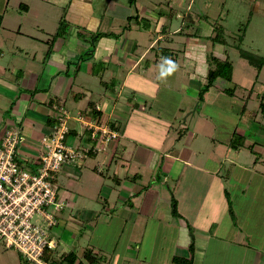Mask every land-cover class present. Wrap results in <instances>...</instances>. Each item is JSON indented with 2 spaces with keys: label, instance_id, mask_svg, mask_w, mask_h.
<instances>
[{
  "label": "crops",
  "instance_id": "obj_1",
  "mask_svg": "<svg viewBox=\"0 0 264 264\" xmlns=\"http://www.w3.org/2000/svg\"><path fill=\"white\" fill-rule=\"evenodd\" d=\"M82 1L85 0L66 2L63 15L69 33L53 38L60 23V18L55 24L46 18L54 13L53 0H0V143L6 128L18 127L21 155L28 160L37 158L42 138L54 125L57 104L69 111V145L99 144V125L119 133L105 149L89 150L86 156L65 163L56 173L54 183L64 203L55 231L57 248L62 246V250L55 253L56 248L49 261L74 251L77 262L89 264L83 257L86 248L77 253L69 244L77 246L75 238L100 229L117 238L109 256L90 247L98 258L95 264H173L174 256H192L193 264H264V172L243 162L245 158L235 163L222 181V159L230 152L232 136L219 145H209L207 141L201 148L197 145L200 131H189L187 118L178 123L187 129L184 138L176 135L177 127L176 133H171L175 120L188 109L187 101L177 107L171 118L163 117L160 110L150 115L157 121L150 128L149 119L142 117L152 110L149 99L144 104L139 102L148 82L155 86L156 95L161 86L177 93L175 82L181 78L182 89L191 92L190 106H195L191 112L200 108L196 100L205 83L209 55L203 54L200 47L208 41L215 46L207 38L213 32L195 36L180 51L168 47L172 52L166 56L159 47L167 46L160 45L157 51L154 46L156 39L159 42L168 36L167 27L171 25L170 20L165 23L162 13H152L157 25L151 33L160 34L148 49L141 50L136 36L118 28L124 24H110L116 15H111L110 21L95 17L92 5L85 2L89 7H84ZM108 4L112 14L122 6L113 0ZM162 18L164 23L159 28ZM104 20L108 29L100 30ZM136 20L139 22L140 17ZM145 23L142 26L151 30V21L147 19ZM182 31L181 28L176 33ZM99 33L111 34L98 36ZM178 56L183 58L182 65L177 62ZM165 57L178 65L180 77L177 70L161 77L167 68L163 65ZM198 74L203 80L196 84ZM95 78L103 86L101 96H97L101 93L97 92L100 89ZM209 90L202 103L207 101ZM88 123L94 127H88ZM206 126L207 131L214 127L209 123ZM142 131L148 132L150 138L141 140ZM241 133L247 135L246 148L253 145L251 142L264 143V131L254 141L252 133ZM244 147L232 148L231 155L237 152L238 157ZM237 170L249 176L254 172L259 177L239 178ZM232 187L236 191L232 192ZM228 199L234 216L229 227L221 222L226 208L220 206ZM174 204L178 214L173 213ZM20 257L25 259L21 254Z\"/></svg>",
  "mask_w": 264,
  "mask_h": 264
},
{
  "label": "rangeland",
  "instance_id": "obj_2",
  "mask_svg": "<svg viewBox=\"0 0 264 264\" xmlns=\"http://www.w3.org/2000/svg\"><path fill=\"white\" fill-rule=\"evenodd\" d=\"M67 1L68 0H53L52 9L54 13H49L46 17L52 20V24L58 22V18H60V21L62 19H64V21L66 20V16L63 15V6ZM109 1L110 0H91L90 2L89 0H85L82 1V3L86 2L92 5L95 17L108 18V21H110L112 18L111 15H116L114 22L110 24L112 26L124 24L123 27L119 26L118 28L122 30L127 29L129 35L136 36L141 50L148 49L150 42L160 34L158 32L153 34L154 32L152 30H154L157 25V19L152 16V13L155 15L162 13V17L166 19L165 23H167L168 20L171 21V25L167 27L166 31L168 36H166L165 39L162 38L159 42H157V39L154 41L156 51L160 45L171 47L172 50L175 51H180L179 49L183 48L184 44H191L195 36L210 35L215 25L221 24L225 29L228 40L227 45L219 44L212 47L210 42L206 41V45L200 47V50L203 51V54L213 53L222 59L228 58L234 65L232 81L218 78L215 82L217 86H211L207 101L205 103L200 101L201 106L195 113L191 112V110L195 108L194 105L193 107L190 106V102L193 101L190 96L191 92L188 89L186 93V90L182 89V85L180 84L181 78L175 82L178 84L177 88L175 87L176 90H174L177 91V93L161 86L159 93L156 95L155 86L149 84V82L146 83L145 87L142 89V93H140L139 102L144 104L145 99H149V105L152 106L150 114L142 116L149 119L148 122L150 125L148 128L152 127L153 124L157 122L156 119L150 115L160 110L163 117L171 118L177 107L183 106L185 101H187L189 107L185 106L188 109L183 114L181 113L182 111H180L181 116L175 120V127L173 126L171 133L175 134L177 127L178 132L176 135L184 138L187 129L184 127L180 128L178 123L179 121L183 122L184 119L187 118L186 124L191 128L189 131H192L193 128L200 131L197 145L201 148L207 144V141L210 142L209 145H213L214 143L219 145L221 140L226 141L229 136H233L232 132H235L236 136H241L242 130H245L246 134L252 133V140L255 136L260 138L264 131V106H261V104L264 103V68L259 72L257 68L250 65L246 59L240 56L238 47L264 56V0H113L122 5L116 8L114 14H112L109 9L107 10ZM86 3L83 4V6L89 7ZM57 12L60 17H57ZM128 15L133 18L128 19ZM136 16L140 17L139 22H137ZM143 17L151 21V30L142 26L143 22L146 21L142 19ZM163 18L159 19V28L160 25L164 23ZM104 23L105 20L100 26V30L108 29V26ZM66 26L67 29L64 35L69 33V26L67 23ZM181 28L183 31L176 33V31ZM122 30L120 32H122ZM240 36H243L242 41L239 40ZM202 37L199 36L200 39H202ZM151 52L153 53L154 51ZM177 62L179 65H182L183 58L178 56ZM176 73H178L177 75L180 77L178 70ZM171 75H173V73ZM174 76H176V74ZM201 79L203 80V77L199 74L196 75V84L198 81L200 82ZM93 81H96L95 83L96 85L98 84V89H100L96 91L101 93L103 91V86L96 78ZM92 87L95 89L94 85H92ZM226 88H231L234 93L231 94L229 91H225ZM101 95L102 93L97 94V96ZM163 100L166 101V103H164ZM196 101H198V99ZM207 117L210 118H208L209 121L206 120ZM208 123L214 126L211 127L209 131H207L206 126ZM206 134H210L212 137H208ZM140 135V139L144 141L150 138L148 132L145 133V131H142ZM244 136L246 137L247 135ZM213 138L218 141L213 140ZM251 143L253 144L251 147L247 146L246 148L245 145L238 157L236 156L238 155L237 152L231 155V149L233 147H231V145V148L228 146L230 152L226 159H222L223 164L221 166L223 167L220 174V179L222 181H224V179L226 180L228 171H231L233 167H235V163H239L245 158L247 159L243 162L250 164L252 168L255 166V168L264 172V143L260 141ZM20 146L21 144L18 147V154L22 159L24 157L21 155ZM255 161H257V164ZM239 171L237 170V177L239 178L248 179L250 176L252 178L259 177V175L254 172H250L249 176L246 172L239 173ZM231 191L234 192L236 189L232 187ZM189 204L190 203H187L186 208L190 207ZM230 204L231 201L229 202V200L228 202H220L221 208H226V212H224L226 214H224L221 222H224V225L228 227L230 225V220L234 217L230 214ZM99 230H94L91 235L84 234L83 236H78L75 238L78 242L77 246H74L71 242L69 247L73 248L77 253H79L81 248L87 249V247H89L90 249V247H93L99 249L101 255L109 256L112 252L111 248L116 242L117 235L114 233L104 234L99 232ZM61 250L62 246H59L55 250V253ZM20 260L21 257L17 250L4 249L0 246V262L5 261V264H23L22 261H28L27 259ZM30 263L35 264L31 261Z\"/></svg>",
  "mask_w": 264,
  "mask_h": 264
},
{
  "label": "built area",
  "instance_id": "obj_3",
  "mask_svg": "<svg viewBox=\"0 0 264 264\" xmlns=\"http://www.w3.org/2000/svg\"><path fill=\"white\" fill-rule=\"evenodd\" d=\"M55 111L54 125L42 138V150L37 158H20L18 147L22 135L18 127L6 128L0 143V246L17 250L35 264H53L45 255L58 245L55 231L64 203L54 183L56 173L65 163L86 156L89 150L105 149L107 143L119 136L108 126L99 125V144L74 147L66 141L68 109L57 104ZM93 135H97L95 130Z\"/></svg>",
  "mask_w": 264,
  "mask_h": 264
},
{
  "label": "trees",
  "instance_id": "obj_4",
  "mask_svg": "<svg viewBox=\"0 0 264 264\" xmlns=\"http://www.w3.org/2000/svg\"><path fill=\"white\" fill-rule=\"evenodd\" d=\"M130 18H133V17L130 16ZM136 18H138V16H136ZM143 20H146V23H145V25H146L147 19H143ZM66 29H67V26L64 23V19H62L59 23L58 30L54 34L53 38L58 37V36H63ZM212 32H213V34L208 36L207 38L212 42L213 45H216V44L227 45L228 44L225 29L221 24L215 25L212 29ZM110 34L111 33H99L98 36L110 35ZM239 40L242 41L243 36H240ZM51 49H52V45L50 44L47 52L49 53L51 51ZM238 49H239L240 56L242 58L246 59L250 65L257 68L259 70V72L264 68V56L263 55L253 53V52L245 50L241 47H238ZM159 50H161L162 52H165L164 54L166 56H168L172 52L171 48H168V47H159ZM207 61H208V71L206 74V81L201 86L200 91H199V95H198L199 101H202L204 99L206 92L211 88V86L214 85L215 81L218 78H223L227 81H232V78H233L234 65L228 58L222 59V58L214 55L213 53H210L207 57ZM225 91H229L231 94L234 93V92H232L231 88H226ZM261 106L263 107L264 103H262ZM263 111H264V107H263ZM230 145H231V147L236 148V149H238L242 146H245L246 145L245 144V136H243V135L236 136V133L234 132L232 139H231V142H230ZM247 146L251 147L252 145H247ZM229 202H230V200H229ZM230 206H231V204H230ZM230 209H231L230 211L232 212V208H230ZM173 213L178 214L176 204H174V206H173ZM191 252H193L192 246H191ZM51 253H52L51 250L46 252L45 258L47 260L50 259L49 256ZM83 257L86 260H88L87 262L89 264H95L98 262V258L93 255L92 250L89 248L84 250ZM77 259H78L77 254L74 251H70L68 253L63 254L60 260H57L55 258L54 261H51V262L53 264H85V262H83L81 260L77 262ZM173 264H193V258H192V256L190 258L174 256L173 257Z\"/></svg>",
  "mask_w": 264,
  "mask_h": 264
},
{
  "label": "clouds",
  "instance_id": "obj_5",
  "mask_svg": "<svg viewBox=\"0 0 264 264\" xmlns=\"http://www.w3.org/2000/svg\"><path fill=\"white\" fill-rule=\"evenodd\" d=\"M163 65H167V68L166 70L161 72L162 78L171 75L174 71L178 69V65L169 57L163 58Z\"/></svg>",
  "mask_w": 264,
  "mask_h": 264
}]
</instances>
